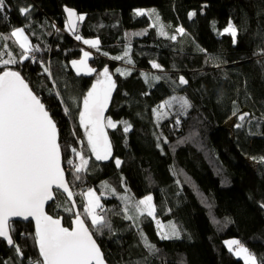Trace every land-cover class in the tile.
Masks as SVG:
<instances>
[{
    "label": "trees",
    "instance_id": "16d2710c",
    "mask_svg": "<svg viewBox=\"0 0 264 264\" xmlns=\"http://www.w3.org/2000/svg\"><path fill=\"white\" fill-rule=\"evenodd\" d=\"M21 7L30 8L27 16L20 15ZM64 8L85 16L75 35L67 27ZM148 10L165 35L150 26ZM189 13L195 15L190 18ZM229 22L237 29L235 43L231 35L220 34ZM16 28L25 32L31 51L10 69L21 74L57 124L63 168L70 170L67 181L82 218L87 222L79 192L94 187L120 200L116 195L127 186L138 200L151 196L156 218L172 223L179 234L175 240H163L148 215L128 223L123 211L114 213L111 237L90 228L107 264H244L226 248L228 240H241L261 264L264 0H6L0 41L8 36L18 45L10 35ZM147 28L146 36L126 42L125 32ZM177 28H183V34ZM79 33L98 39L91 64L107 69L115 85L108 116L116 127L107 134L112 157L88 162L87 183L68 163L75 157L72 149L83 141L76 110L98 77L78 75L70 65L83 51L76 39ZM126 46L133 65L121 74L116 68L122 69V62L113 57ZM152 64L159 65L158 70ZM5 69L0 65V72ZM181 77L187 83L175 93ZM168 100L172 111L157 122L154 110ZM183 100L190 106L181 108ZM243 113L248 114L244 126L224 127ZM82 146L87 159L84 142ZM102 181L105 184L98 185ZM109 201L102 198V208ZM47 213L67 228L75 217L61 194ZM10 235L14 246L0 240V264H28L38 256L32 224L13 223Z\"/></svg>",
    "mask_w": 264,
    "mask_h": 264
},
{
    "label": "snow or ice",
    "instance_id": "6c2138e0",
    "mask_svg": "<svg viewBox=\"0 0 264 264\" xmlns=\"http://www.w3.org/2000/svg\"><path fill=\"white\" fill-rule=\"evenodd\" d=\"M5 4L6 0H0V13L4 12ZM65 11L71 23L76 14L67 8ZM29 12L28 7L19 9L21 16H27ZM136 14L145 13L137 11ZM193 15L195 13H189L190 18ZM78 19L82 21L84 17L79 16ZM176 31L181 34L184 32L183 28H177ZM160 34L165 35L163 25H160ZM220 34H229L233 43L236 42L237 29L231 22ZM10 35L23 50L22 58L28 59L31 49L23 29L16 28ZM76 39L79 40L80 36H76ZM171 39L174 40L176 37L173 36ZM261 39L264 41V34ZM84 43L95 47L98 41L85 40ZM88 56L89 54L84 52L82 60L73 61V67L78 75L82 69L85 74L92 73L93 69L86 64ZM0 60L3 65L18 62L11 53H8L7 59L0 57ZM152 67L158 68L159 65L153 64ZM45 72H48L47 68ZM102 75L104 79L93 84L84 96L83 110L79 112V123L85 131L87 146L98 161L107 160L111 156V144L104 129L116 127L111 119L105 121L104 118V111L115 85L107 69ZM180 83L186 84L187 81L181 77ZM189 106V102L183 100V107ZM65 114H69L68 107L65 108ZM247 115V113L240 114L238 119L244 121ZM241 126V124L236 125V127ZM128 130L129 127L126 126L124 131ZM72 151L80 158V164L75 166V172L80 173L86 168L88 161L80 152L75 149ZM68 163L72 162L68 161ZM116 164L117 166L120 164L118 159ZM61 192L66 193L69 200L72 199V192L69 190V184L61 167V145L58 143L57 124L45 105L30 90L21 74L17 71L4 70L0 72V238L9 246H14L10 235L12 218L22 217L28 220L31 217L35 221L33 239L38 247V256L29 259V264H105L100 248L93 239V233L85 226V221L80 215L75 216L72 221L73 226L69 229L61 225L60 219L53 218L45 212V204L58 199ZM85 196L87 203L84 212L91 220V228L96 233H102L104 228L110 230L111 226L106 216L97 212V209L103 211L99 197L91 190ZM151 201V196L139 200L135 212L153 216L154 208ZM261 207H264V204ZM125 212H128L127 206ZM125 218L138 217L126 215ZM173 235H178L174 229ZM168 238L167 234L162 236V239ZM144 242L150 250L153 248L146 239ZM227 244L229 251H233V245L236 246L234 254L242 258L244 264H257V258L239 241L230 240ZM16 253L22 256L19 247H16ZM260 260L261 264H264V257Z\"/></svg>",
    "mask_w": 264,
    "mask_h": 264
},
{
    "label": "rangeland",
    "instance_id": "374dc122",
    "mask_svg": "<svg viewBox=\"0 0 264 264\" xmlns=\"http://www.w3.org/2000/svg\"><path fill=\"white\" fill-rule=\"evenodd\" d=\"M147 12H148V14H149L148 19H149L150 24H151L150 26L153 27V28H154V29L160 34V25H161V24H160V22H159L157 16L154 14L153 11L148 10ZM80 16H83V17L85 18L84 15H80ZM83 20H84V19H83ZM83 20H82V21H83ZM149 29H150V27H149ZM64 31H65V29H64ZM64 31H63V32H64ZM148 31H149V30H148V28H147V29H138V30H134V31H130V32H125V34H124V35H125V40H126L127 43H129V42L134 41V40H136V39L142 38V37H144V36L147 35ZM164 32H165V30H164ZM64 33H65V32H64ZM65 34H66V33H65ZM179 34H181V33H179ZM179 34H178V35H179ZM24 35L26 36L25 32H24ZM77 36H80V39H79V40L82 41V43H81V47H82V45L85 44V43H84L85 40L93 41V39L85 38L84 36L81 35V33H79ZM173 36H175V37L177 38L176 35H173ZM173 36H172V37H173ZM14 39H15V38H14ZM97 40H98V39H97ZM174 40H176V39H174ZM17 44H18V43H17ZM18 45H19V44H18ZM85 45L88 46V47H92V46L89 45V44H85ZM84 52H87V53L89 54L88 59H87V61H86L87 67L93 69V71H92V73L89 75V74H85L84 71H83V69H82L79 75L84 76V77H89V76H91V75H95V74H96V73H95V69H96V67H95L94 65L91 64V60L94 59V54H93V53H90L89 51H82L81 56L78 57V58H77L76 60H74V61L79 62L80 60H82V59H83ZM128 52H129V48H128V46H126V47H124V50H123L122 52H120V56H114V57H113L114 60L122 62V69L116 68V72L119 71V73H121V74H127L128 69H127L126 67H127L128 65H130V66L133 65V62L131 61V59L129 58V56H127V53H128ZM6 56H7V53L4 52V50L0 52V57H2V59H6ZM117 57H119V58H117ZM126 57H127V58H126ZM0 65L3 66L4 68H11V67H9L8 65H7V66H4L3 63H2V60H0ZM12 65H13V64H12ZM152 65H153V64H152ZM72 67H73V62H72ZM73 69L76 71V69H75L74 67H73ZM125 69H127V70H125ZM152 69H153V70H158V68H153V67H152ZM5 70H8V69H5ZM104 70H105V69L102 70V73L104 72ZM151 72H152V71H151ZM76 73H77V71H76ZM102 73H100V74L98 75L97 79L94 81L93 84H95L97 81H101V80L104 79ZM108 75L111 77V80H112V76L110 75L109 72H108ZM178 76H182V75L179 74ZM180 84H181V83H178V85L175 86V88H174V92H175V93H176V90L180 89V86H179ZM161 105H163V107H161ZM171 105H172V101H171V100H168V101H165V102L161 103L160 106H159L158 108H156L155 111H154V115H155V117H156V120H157V119H158V120H159V119H162L163 117L165 118V117H166V114H167L168 112H171V111H172V109H171ZM181 108H185V107H183V102H182V104H181ZM82 110H83V108H82ZM82 110H81V111H82ZM108 119H109V118H107L106 121H107ZM113 123L116 124L114 121H113ZM243 123H244V121H240V120L238 119V117L235 116V117L231 118L229 121H227V122L225 123V126H224V127H225L226 129H230L231 127L236 126L237 124H241L242 126H244ZM106 128H107V127H106ZM81 134H82V138H83V141H81V145H82V143L84 142V140H86V142H87V137H86V135H85V131L82 130ZM77 141H79V140L77 139ZM78 143H79V145H80V141H79ZM89 150H90V149H89ZM93 156H94V155H93ZM94 158H95V156H94ZM109 158H110V157H109ZM107 160H108V159H107ZM69 161L72 162V163H71V166H72V167H75V166H76L77 161H76L75 159H73V160L70 159ZM97 161H98V160H97ZM99 161H106V160H99ZM248 164H250L251 167H252L253 169H255V167H256L255 164L251 163L250 161H248ZM89 190H91L92 192H94V193L96 194V196L99 197V202H100L101 206H102V200H101V199L104 197L103 194L100 193V192H99L98 190H96L95 188H87V189H85V190L79 192L78 195H77V200H78L79 205L82 207L83 213H84L85 215H86V213L84 212V207L86 206V203H87L85 194H86ZM145 198H146V197H145ZM143 199H144V198H143ZM120 200H121V196H120ZM151 203H152L153 208H154V211H155V207H154V204H153V199H152ZM130 205H131V204H130ZM135 206H136V205L133 203V213H134V215H136L137 217H141L140 214H138V213L135 212ZM141 207H143V206H141ZM127 208H128V210H129V207H128V206H127ZM102 209H103V208H102ZM100 211H101V209H97V212H98V213H100ZM125 213H126V212H125ZM126 214H127V213H126ZM143 215H147V214L145 213V214H143ZM81 217H82V216H81ZM86 217H87L88 222H89L90 225H91V220H90V218H89L87 215H86ZM149 217L153 220L154 225H155V228H156L157 235H158V237H159L160 239H162V236L165 235V234H167V235L169 236V238H168V239H163V240H175V239L179 238V234H178L177 230L175 229V227H174V225H173L172 223H162L160 220H158V219L156 218V216H155V212H154L153 216H149ZM133 222L135 223V220H134V219H133ZM133 222H132V223H133ZM173 229L175 230V232H176L178 235H173ZM175 237H176V238H175ZM174 238H175V239H174ZM228 241H230V240H228ZM228 241L225 242V246H226V248L229 249L228 245L226 244ZM235 247H236V246L233 245V246H232L233 251H230V252L233 254V256H234L237 260H242V261H243L242 258H240V257H238L237 255L234 254ZM19 257H20V256H19ZM28 264H29V262H28ZM135 264H136V263H135ZM138 264H140V263H138Z\"/></svg>",
    "mask_w": 264,
    "mask_h": 264
},
{
    "label": "bare ground",
    "instance_id": "6f19581e",
    "mask_svg": "<svg viewBox=\"0 0 264 264\" xmlns=\"http://www.w3.org/2000/svg\"><path fill=\"white\" fill-rule=\"evenodd\" d=\"M165 30V29H164ZM12 39H13V37H12ZM93 39V41H97V39H95V38H92ZM15 45L16 44H13L12 43V41H11V39H10V37H8V36H6V38H5V40H1L0 41V48H2V50L1 51H3L4 50V52H6L7 53V56H6V59L8 58V53H11V55L13 56V58H15L18 62L17 63H15V64H9L8 66L9 67H12L13 69H15L19 64H20V62H21V60H22V52H23V50L18 46V45H16L17 47H15ZM82 49H83V51H89L90 53H94L95 52V47H88V46H86L85 44L84 45H82ZM49 52H50V50L48 49L47 50V54H49ZM79 53V52H78ZM32 58H38L37 56H35V55H33L32 54V56H31ZM76 60V59H75ZM74 61V60H73ZM73 61H71L70 62V65H72V62ZM4 66H7V65H4ZM8 70H12V69H10V68H8ZM12 71H15V70H12ZM95 72H96V74L97 75H99L100 73H102V70H100L99 68H96L95 69ZM82 101H83V99L81 100V102H80V105L82 104ZM79 108V107H78ZM82 108H83V104H82V106H81V108L79 109V111L78 110H76V116L78 115V123H79V112L82 110ZM109 108H110V103H109V101H108V104H107V107H106V109H105V111H104V118H105V121H106V119L107 118H109L110 119V117L108 116V111H109ZM158 108V107H157ZM159 120H161V119H159ZM158 119H157V122L159 121ZM160 122V121H159ZM79 127H80V129H81V132H82V130L84 131V129L80 126V123H79ZM113 128H109V127H107V128H105L104 130H105V132L108 134V131L109 130H112ZM58 130V129H57ZM79 140V139H78ZM58 143H59V132H58ZM84 144H85V146L87 147V159H86V153H85V149H84V147L82 146V145H78L79 146V148H77V150L76 151H78V152H80V154H81V156H83V158L84 159H86L88 162H90V161H97L95 158H94V156L92 155V153H91V151L89 150V148H88V146H87V142H86V140H84ZM61 156H62V152H61ZM112 157V148H111V156H110V158ZM109 158V159H110ZM74 159L77 161V164L76 165H79L80 164V158L79 157H77L76 155H75V157H74ZM108 159V160H109ZM107 161V160H106ZM106 161H97V162H106ZM89 164V163H88ZM88 164H87V166H88ZM86 166V167H87ZM62 168H63V158H62ZM90 169H91V167L89 168V169H87L86 170V168H84L80 173H81V177L83 178V180L85 181L87 178V175H89V172H90ZM63 170H64V168H63ZM73 170L75 171V167H73ZM86 170V171H85ZM70 170H64V174H65V177H66V182L68 183V181H67V174H68V172H69ZM86 183H87V181H85ZM105 184V181H102V182H100V183H98V185H100V186H102V185H104ZM87 187H90V186H87ZM92 188H94V187H92ZM96 189V188H95ZM97 190V189H96ZM100 192V191H99ZM100 193H102L103 194V198H105V200H107V201H109L108 202V204L106 205V207L105 208H103V211H100V214L101 215H105L106 216V219L108 220V222H109V224L111 223L112 224V218H113V215H114V213H117V212H122L123 211V213H124V215L126 216V215H128V216H133L134 217V213H133V203L135 204V205H137L138 204V202H139V200L134 196V194L132 193V191H130L129 190V188L127 187V186H125V187H122V191H121V193L119 194V195H116L117 197L118 196H121V200H118V199H113V196L111 195V194H109V193H104V192H100ZM102 200V199H101ZM131 204V205H130ZM126 206H128L129 207V210H128V212H127V214L125 213V207ZM85 215V214H84ZM85 217H86V215H85ZM83 219V218H82ZM86 219H87V217H86ZM84 220V219H83ZM85 221V220H84ZM127 222L128 223H131V222H133V219H127ZM85 224H86V226L89 228V230H90V228H91V225H90V223L88 222V220H87V222L85 221ZM90 226H89V225ZM105 229V228H104ZM103 229V232L105 233V235H107L108 234V236L109 237H111V235L114 233V230H104ZM91 232V231H90ZM101 236H102V233H101ZM107 236V237H108ZM94 238V237H93ZM94 240H95V238H94ZM96 241V240H95ZM97 243V242H96Z\"/></svg>",
    "mask_w": 264,
    "mask_h": 264
},
{
    "label": "water",
    "instance_id": "95a60500",
    "mask_svg": "<svg viewBox=\"0 0 264 264\" xmlns=\"http://www.w3.org/2000/svg\"><path fill=\"white\" fill-rule=\"evenodd\" d=\"M65 9L66 8H64V14H65V19H66V23H67V27H68V29H69V31H70V33L71 34H73V35H75L76 34V32H77V27H78V25H79V19H78V13L76 12V11H74V10H71V11H73L75 14H76V16H74L73 18H72V20H71V23L69 22V17H68V14H67V12L65 11ZM30 88V87H29ZM31 90V89H30ZM61 167H62V156H61ZM63 169V168H62ZM65 180H66V177H65ZM69 190L72 192V190L70 189V187H69ZM61 195H63L64 197H65V199L69 202V204H70V206L72 207V209H73V212H74V214H75V216L78 214V215H80L79 214V209H78V205H77V203H76V200H75V196H74V194H73V192H72V199L71 200H69L68 198H67V194L66 193H62L61 192ZM55 201V200H54ZM54 201H49L48 203H46L45 204V212L47 213V208L54 202ZM48 214V213H47ZM49 215V214H48ZM80 217H81V215H80ZM54 218V217H53ZM57 219V218H56ZM74 219H75V217H74ZM81 219H82V217H81ZM60 221H61V225L63 226V227H65L64 225H63V222H62V220L60 219ZM73 221V220H72ZM11 223L13 224V223H20V224H25V225H27V224H32V226H33V230H34V233H35V221L30 217L28 220H25V219H23L22 217H13L12 218V221H11ZM72 223H71V227L69 228V229H71L72 228ZM85 226H86V224H85ZM87 227V226H86ZM67 228V227H66ZM94 239V238H93ZM0 240L2 241V242H4V243H6L7 244V242L5 241V240H3L2 238H0ZM9 246V245H8ZM36 246V245H35ZM97 246H98V244H97ZM99 247V246H98ZM36 249H37V252H38V247L36 246ZM101 251V250H100ZM101 254H102V257H103V260H104V262H105V264H107V262L105 261V259H104V256H103V253L101 252Z\"/></svg>",
    "mask_w": 264,
    "mask_h": 264
},
{
    "label": "crops",
    "instance_id": "0c3cea01",
    "mask_svg": "<svg viewBox=\"0 0 264 264\" xmlns=\"http://www.w3.org/2000/svg\"><path fill=\"white\" fill-rule=\"evenodd\" d=\"M13 40H14V42H15V39L13 38ZM27 41H28V39H27ZM28 44L30 45V43H29V41H28ZM19 46V45H18ZM97 45L95 46V54H96V52H97ZM72 66V65H71ZM73 68V67H72ZM74 70V69H73ZM74 72L76 73V71L74 70ZM77 74V73H76ZM227 244V243H226ZM228 245V244H227ZM236 248V247H235ZM228 249V248H227ZM229 250V249H228Z\"/></svg>",
    "mask_w": 264,
    "mask_h": 264
},
{
    "label": "built area",
    "instance_id": "2783aa9c",
    "mask_svg": "<svg viewBox=\"0 0 264 264\" xmlns=\"http://www.w3.org/2000/svg\"><path fill=\"white\" fill-rule=\"evenodd\" d=\"M56 31H61V32H62V30H61L59 27H56ZM93 54H95V53H93ZM107 60H108V59H107ZM237 241H239L240 244L243 246V242H242L241 240H237Z\"/></svg>",
    "mask_w": 264,
    "mask_h": 264
}]
</instances>
